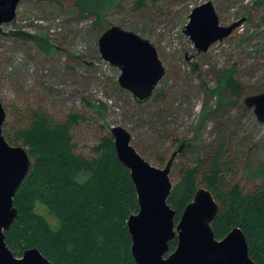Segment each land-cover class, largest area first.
Returning a JSON list of instances; mask_svg holds the SVG:
<instances>
[{
  "label": "rangeland",
  "instance_id": "obj_1",
  "mask_svg": "<svg viewBox=\"0 0 264 264\" xmlns=\"http://www.w3.org/2000/svg\"><path fill=\"white\" fill-rule=\"evenodd\" d=\"M139 1L114 0L98 26L74 0H21L15 19L0 26L4 133L25 126L36 110L55 122L79 114L70 128L77 153L95 156L110 127L121 125L157 167L165 166L182 140H191L174 158L173 185L187 167L203 166L202 175L221 148L223 162L234 163L231 184L245 191L264 185V122L244 103L264 91V0H210L221 25L240 24L201 52L185 26L206 0ZM112 25L137 32L157 48L165 73L146 99L122 87L121 69L101 55L99 38ZM230 77L242 85L241 95L227 86ZM199 186H207L202 178ZM36 209L58 225L45 206Z\"/></svg>",
  "mask_w": 264,
  "mask_h": 264
},
{
  "label": "trees",
  "instance_id": "obj_2",
  "mask_svg": "<svg viewBox=\"0 0 264 264\" xmlns=\"http://www.w3.org/2000/svg\"><path fill=\"white\" fill-rule=\"evenodd\" d=\"M38 1L60 4L63 0ZM113 1L74 0V4L82 15L95 17L98 25ZM227 86L241 95L243 87L233 77ZM80 117L72 114L68 121L55 122L46 112L36 110L25 126L6 133L2 127L9 143L27 146L32 159L14 197L19 215L6 232V241L16 256L38 247L53 264H136L127 221L139 210V202L130 170L118 159L112 134L95 148V156L75 151L70 128ZM224 153L221 148L202 175L203 166L182 170L169 197L177 210L175 220L193 199L202 178L220 204L212 223L216 237L221 239L233 227H241L251 256L264 264V185L245 191L231 184L234 163L223 162ZM38 204L55 216L57 226L37 211ZM176 245L174 238L170 251Z\"/></svg>",
  "mask_w": 264,
  "mask_h": 264
},
{
  "label": "water",
  "instance_id": "obj_3",
  "mask_svg": "<svg viewBox=\"0 0 264 264\" xmlns=\"http://www.w3.org/2000/svg\"><path fill=\"white\" fill-rule=\"evenodd\" d=\"M21 0H0V26L15 19ZM185 32L198 51H207L217 40L230 35L240 24L221 25L212 1L198 4L189 16ZM101 55L121 69L119 84L138 99L153 93L165 73L155 44L135 31L112 25L99 38ZM244 103L254 108L264 122V91L248 95ZM6 110L0 99V264H53L38 247L16 256L6 241L19 215L15 194L30 171L32 159L22 145L9 143L3 134ZM111 134L118 159L126 165L135 184L139 210L129 215L127 225L132 238L131 251L136 264H260L250 254L245 232L233 227L223 238L216 237L212 223L220 204L206 186L199 187L185 206L178 221L170 204L173 188L170 171L177 153L190 139L181 141L164 167L144 158L131 144L132 135L121 125H112ZM200 127H198L199 131ZM177 245L170 251V242Z\"/></svg>",
  "mask_w": 264,
  "mask_h": 264
}]
</instances>
